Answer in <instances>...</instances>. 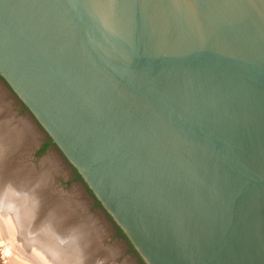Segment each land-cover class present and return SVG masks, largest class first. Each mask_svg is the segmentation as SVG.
<instances>
[{"label": "water", "instance_id": "water-1", "mask_svg": "<svg viewBox=\"0 0 264 264\" xmlns=\"http://www.w3.org/2000/svg\"><path fill=\"white\" fill-rule=\"evenodd\" d=\"M0 80L143 264H264V0H0Z\"/></svg>", "mask_w": 264, "mask_h": 264}, {"label": "rangeland", "instance_id": "rangeland-1", "mask_svg": "<svg viewBox=\"0 0 264 264\" xmlns=\"http://www.w3.org/2000/svg\"><path fill=\"white\" fill-rule=\"evenodd\" d=\"M8 122L11 126L14 123V127L23 137L20 145L14 148L13 151L9 149L3 153H7L5 156L3 155V158L8 164V169L15 168V165L19 166L26 177L27 173H32L36 177L43 174V171L44 173L47 172L49 182L46 190L49 195L43 202L46 205L45 208L49 209L55 202L69 203L67 204L69 205V223L85 226L89 230L87 231L89 237L94 240L93 244L97 243V253L92 256L89 262L88 260L83 262L81 259L82 248L78 244L74 246V248H77V252L72 253L70 252L69 241L66 238H59V235L54 236L60 244H63V248H57V255L44 256L45 259L41 261V264H140L136 255L130 251L126 240L117 236L115 226L111 220L102 212L100 207L95 206V202L84 184L74 180L72 169L60 152L52 147L41 155L37 154L46 139V135L11 93L8 86L0 80V123L6 125L5 123ZM24 170H28L27 173ZM12 172L14 174V171ZM22 196H26V194L23 192ZM3 201L5 200L0 199V264H40L35 261L37 258H32L33 254L27 252V249L32 245L31 241L26 240L27 227L28 225L31 227L30 224L32 223L31 212L28 210L30 208H27L30 216L27 213L23 217L20 213L17 214L16 209H13L14 219L16 220V216L17 219L19 217L21 219L18 223L13 219L9 227L8 225L4 226L3 221L9 215V212L5 211L6 204L10 206L11 203H7V200L6 202ZM11 206L15 208L13 202ZM68 219L66 218V220ZM24 220L25 222H23ZM24 226L27 227L24 228ZM45 231L38 230L37 232L43 233ZM40 244L39 241L34 247L40 248ZM23 253H27L28 256H24Z\"/></svg>", "mask_w": 264, "mask_h": 264}, {"label": "bare ground", "instance_id": "bare-ground-1", "mask_svg": "<svg viewBox=\"0 0 264 264\" xmlns=\"http://www.w3.org/2000/svg\"><path fill=\"white\" fill-rule=\"evenodd\" d=\"M3 123H0V199H4L5 201L3 202H6L7 200V203L11 204L13 202V205L15 206L14 208L10 204L11 208H9V204H6L8 208L4 207L5 211L9 212V215L5 217L3 225H8L9 227L10 224H12V221L15 217L13 209H16L17 214L20 213L22 217L27 215V213H29L28 210H30L31 216L30 213L29 216L32 220V223L30 224L31 227L28 225V227L24 226V228H28L26 232L27 234L25 233L27 237L26 240H29L32 243L31 247L27 249V252L29 254H33L32 258H37L35 261H38L41 264V261L45 259L44 256H53V254H58L57 248L59 247V249H62L63 244H60V242L56 240L54 236L59 235V238H66L69 241V248L71 249L70 252L72 253L75 251L77 252V248H74V246L78 244L79 247L82 248L81 252H83L81 259L83 262H85V260H88L89 262L92 256L97 253V243L93 244L94 240L89 237L87 232L89 230L85 226L81 224L74 225L73 223H69V205H67L69 203L55 202L54 205H51L49 209L45 208L46 205L43 204L44 199L49 195L48 191L46 190L49 182L47 175L48 173H44L43 171V174H39V176L35 177L32 173H27L29 170L28 169L24 170L27 173L26 177L23 170L20 169L19 166L15 165L16 169L14 167H12L13 169H8V164L3 158L7 153H3L5 150L9 149L13 151L14 148L20 145L23 137L14 127V123L12 126L9 122L5 123L6 125ZM12 171H14V174ZM20 175L23 176L21 177ZM23 192L26 194V196H22ZM27 208L30 209L27 210ZM66 218L68 220H66ZM19 219H21V217H19ZM19 219H17L16 216V220H14L18 223ZM25 220L27 222V218ZM25 220L23 222H25ZM38 230L46 231L39 233L37 232ZM56 233L57 235H55ZM39 241L41 242L40 248L34 247ZM23 255L28 256L27 253H23Z\"/></svg>", "mask_w": 264, "mask_h": 264}, {"label": "trees", "instance_id": "trees-1", "mask_svg": "<svg viewBox=\"0 0 264 264\" xmlns=\"http://www.w3.org/2000/svg\"><path fill=\"white\" fill-rule=\"evenodd\" d=\"M23 108H24V107H23ZM24 109H25V111H27L26 108H24ZM46 138L48 139V137H46ZM51 146H53V144H52V142L48 139V142L42 145V147L39 149V151H38L37 154H38V155L43 154V153H44L49 147H51ZM72 171H73V173H74V175H75V179H74V180H75V181H80V182H82L80 176L77 174V172H76L73 168H72ZM87 191H88V190H87ZM88 193H89L90 196L93 198L91 192L88 191ZM95 206H96V207H100V204H99L98 202H95ZM107 217H108V216H107ZM108 218H109V217H108ZM109 219H110V218H109ZM115 229H116V234H117V236L125 239V237L123 236V234H122V232L120 231V229H118L116 226H115ZM125 240H126V239H125ZM126 241H127V240H126ZM127 244H128V246H129L130 251H131L132 253H135L134 250H133V248L131 247V245L129 244L128 241H127ZM139 260H140V259H139ZM140 261H141V260H140ZM141 264H143L142 261H141Z\"/></svg>", "mask_w": 264, "mask_h": 264}, {"label": "flooded vegetation", "instance_id": "flooded-vegetation-1", "mask_svg": "<svg viewBox=\"0 0 264 264\" xmlns=\"http://www.w3.org/2000/svg\"><path fill=\"white\" fill-rule=\"evenodd\" d=\"M48 142V139L46 138L45 139V141L43 142V144H45V143H47ZM42 144V145H43ZM42 147V146H41ZM52 147H54V146H51V147H49V148H52ZM71 168V167H70ZM72 169V168H71ZM73 172V171H72ZM73 178L75 179V175H74V173H73ZM80 182V181H79ZM121 238V237H120ZM124 239V238H123ZM125 240V239H124ZM127 242V241H126ZM135 254V253H134ZM136 255V254H135ZM136 257L138 258V256L136 255ZM138 260H139V258H138ZM139 262H140V264H141V261L139 260Z\"/></svg>", "mask_w": 264, "mask_h": 264}]
</instances>
